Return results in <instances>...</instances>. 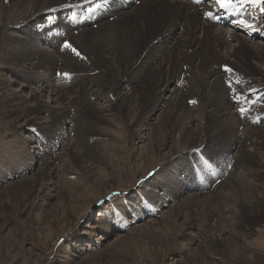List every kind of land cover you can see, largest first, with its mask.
<instances>
[{
  "label": "rangeland",
  "instance_id": "1",
  "mask_svg": "<svg viewBox=\"0 0 264 264\" xmlns=\"http://www.w3.org/2000/svg\"><path fill=\"white\" fill-rule=\"evenodd\" d=\"M19 1L34 3V0ZM43 1L36 0L35 3L42 6ZM207 1L204 0L208 10L213 13L217 11L218 5ZM143 5L139 6L140 10ZM50 16L52 14H44L41 21H46ZM65 18L47 25L55 26L53 36L60 33L61 39H65L71 44V49L76 48L78 52V47L69 39L77 32L71 27V18ZM117 19L112 22L114 28L130 20V11ZM203 21L210 24L208 30L213 35L220 32L229 35L238 27L235 25L233 30L220 28L213 26L209 20ZM45 26L33 28L40 32ZM144 26L145 33H148L152 23H144ZM12 28H3L2 31L19 39L18 29L15 31ZM63 29L64 33L60 32ZM97 29L94 28V31H102L101 27ZM67 31L75 33L69 34ZM79 31L76 35H79ZM240 35L247 40L249 48L257 45L264 53V40L260 36L249 38L242 32ZM64 44L58 48V55L68 50L67 54L76 57L70 48L63 47ZM12 45L17 48L18 44ZM26 48L29 51L41 48L47 53L52 52L49 45L43 46L35 41L27 44ZM215 59L210 52L209 58L202 60V70L215 68L221 63ZM78 62L77 66L74 65V71H78L79 66L86 67L85 59ZM222 64L226 65L227 62ZM246 64L240 61L234 68L256 77H259V72L264 74V64L256 59L249 58ZM248 65L256 67V70L252 71ZM31 67L26 64L27 73L23 78L19 66H7L0 61V83L8 84L13 92L17 91L14 94L21 95L19 97L28 106H33L35 92L41 94L40 104L53 109L58 105L52 104L55 100H52L51 91L58 89L71 96L73 91L70 88L76 85L77 80L72 82V77L71 80L65 77L60 72L62 69L56 67L54 74H48L44 70L33 72ZM39 78H42V82H39ZM231 84L237 88L233 82ZM259 85L250 86L256 94L264 91V83ZM11 90L8 95L12 93ZM134 91H140L138 84ZM252 99V96L246 95L244 102ZM90 100L95 108L106 105L100 98ZM141 101L149 105L148 98ZM253 106H256L255 102L244 112L249 121L260 116L261 107L249 111L248 108ZM261 111L264 113V109ZM102 112L104 120L112 115V112ZM48 115L44 112L32 123L30 116L17 120L0 114V264H264V201L257 206L254 204L258 193L264 196V147L262 151L254 153L247 144L246 156L237 164L234 158L237 146L204 142L200 146L188 147L190 145L180 141L178 132L171 129L163 133V139H153L149 134L141 145L136 139H128L131 120L124 119L123 125L119 124L121 127L108 125L109 130H114L116 135L120 133L122 139L109 136L102 139L105 143L113 141L117 147H121L118 158L106 159L103 152L95 151V156L90 154L83 159L78 157L71 160L66 157V152H62V147L72 142L73 137L68 133L72 124L64 121L61 128L51 127ZM87 115L92 121L99 118L95 111L87 112ZM259 119L264 120V117H259L257 123ZM173 121L174 116L169 117L166 125ZM132 131L138 133L136 128ZM224 133L221 136L226 137V131ZM95 134L88 136L96 138ZM153 144L154 149L158 148L157 152L149 151L153 157L144 156L137 160L138 152ZM98 147L101 145L98 144ZM45 161H54L51 166L54 170H48L50 177L47 174V180L38 174ZM170 167L176 171L160 181L155 179L158 171ZM172 168L169 171H173ZM256 171H261L259 177L253 176ZM162 180H167L168 189L158 186L157 183ZM225 181L245 190L238 189L229 198L222 199L214 188L219 189V185ZM210 193L213 200H220L210 209L188 208L177 217L171 214L169 219L166 218L174 204L196 194ZM190 218L195 221L194 227L187 229L185 223Z\"/></svg>",
  "mask_w": 264,
  "mask_h": 264
},
{
  "label": "bare ground",
  "instance_id": "2",
  "mask_svg": "<svg viewBox=\"0 0 264 264\" xmlns=\"http://www.w3.org/2000/svg\"><path fill=\"white\" fill-rule=\"evenodd\" d=\"M18 1H0V61H3L7 66L11 65L15 68L19 66L22 69L21 77L23 78L27 73L25 71L26 64L32 65L33 72L44 70L48 71V74L50 72L54 74V69L58 67L62 69L60 70L62 74L68 73L69 79L72 77V82L77 80V83L70 88L73 91L71 96L61 93L58 89L51 91L52 100H55L52 104L58 105L55 109L40 104L41 94L38 92L33 93L35 97L33 106H28L19 97L21 95L14 94L18 93L17 91L13 92L8 84L0 83V114L17 120L28 119L30 116L29 120L34 123L40 114L47 112L49 123L54 128L60 127L64 121H69L72 125L68 133L73 139L71 143L62 147V152L67 153L68 159L75 160L78 157L83 159L90 154L95 156L97 155L95 151L103 152L106 159L118 158L121 147H117L113 141L105 143L102 139L107 136L122 139L123 136L120 133L116 135L114 130H109L108 125L121 127L124 119L131 120L128 132L130 138L128 137V139H136L137 143L140 142L141 145L144 144L145 138L148 139L149 134L153 139L157 137L163 139V133L171 129V131L178 132L180 141L190 145L188 147L200 146L204 142L227 146L230 143L231 146H237L234 154L237 164H240L241 158L246 156L247 144L254 150V153L263 150L264 120L259 119V123L256 120L259 117H264V113L261 111L264 109V91H260L262 94H256L250 86H256L257 83L263 84L264 80L260 78L264 79V74L259 72V77L252 74L251 76L245 70H236L234 66L240 61L247 66L246 61L249 58L264 64L263 50L257 45L249 48L247 40L240 35V31L244 29L253 36L264 38V5L246 4L252 6L255 13L236 24L241 28H235V31L229 35L222 32L213 35L208 30L210 24L203 21V19L207 20L205 13L212 12L206 7L204 0H201L199 4L194 3L193 0H137L135 5L127 10H118L113 6L114 0H108V7L101 11L102 15L97 13L100 17L99 24L96 25L95 22V26H84L80 29L81 32L79 31L81 34L76 35L77 29L75 30L77 33L70 36L69 39L78 47V52L81 51L80 55L75 57L67 54L68 50H61L64 51L63 55L61 52L58 55L57 52L60 49L47 53L41 48L29 51L26 47L32 41L37 42V37H35L37 29L33 27L49 23L48 19L44 22L41 21L44 14H52L51 17L56 23L60 19H64L68 12L73 13V8L90 5L96 0H45L42 6L36 4V0L33 1L34 3L26 4V1L24 3L22 1L18 3ZM214 2L219 7L216 0ZM141 4L144 5L140 10ZM53 9L55 11H50ZM127 11H130V20L117 28L112 27L114 24L112 22ZM93 16L92 14L90 18ZM144 23H152L148 33H145ZM66 25L68 26V23ZM50 27L52 28V26ZM100 27L102 28L100 33L94 31V28ZM3 28H12L15 31L18 29L20 38L18 39L10 33L7 34L2 31ZM66 36L64 37L66 38ZM61 40L60 46L65 42V39ZM13 43L18 44L17 48L12 45ZM63 47L61 48L63 49ZM70 52L72 53V49ZM210 52L221 63L215 68L208 67L206 70H202V60L209 58ZM81 59L86 60V67L78 65L79 70L74 71V65ZM198 60H200L199 63ZM230 60L233 61L229 62ZM222 62H227V64L224 65ZM222 66L232 69V73L225 71ZM249 67L252 71L256 70V67ZM35 80L38 82L37 78ZM229 81L233 82L237 88L233 86L230 88ZM39 82H42V78H39ZM137 84L140 86L139 92L134 91ZM40 89H46V87H40ZM10 90L12 93L8 95ZM233 93L239 96V103L234 100ZM246 95L252 96L253 99L245 103ZM255 95L261 96V98H257ZM93 98H100L107 106L100 105L95 108L90 100ZM142 98H148V106H146L147 103H142ZM191 101H195V103H191ZM254 102L256 106L253 111L261 107L260 116L249 121L246 114L241 115L240 108L246 109ZM122 108H124V115L121 113ZM94 111L99 118L96 121L89 120L86 113ZM102 111L112 112V115L104 120L105 116L101 117ZM171 116H174V121L167 126V119ZM134 128H136L137 134L133 133L132 129ZM91 131L96 133V138L89 137L94 135ZM225 131L226 137L221 136ZM97 136L101 138H97ZM98 144L101 147H98ZM154 147L153 144L149 148L147 146L142 148L141 152L137 154V160L144 156L153 157L149 151L157 152L158 148L154 149ZM53 164L54 161L46 162L40 166L38 174L43 180L48 179V170L53 169V167L51 168ZM171 168L167 170L163 168L158 171L155 179L160 181L167 174L176 171L175 168H172L173 171H169ZM260 172H254L253 176L255 174V177H259L258 173ZM157 184L165 189L169 187L167 180H162ZM221 185H219L220 190L215 187L214 191L218 190L217 195L219 194L222 199L229 198L238 189L239 191L245 190L244 188V190L239 187L235 188L228 181ZM211 196V193L208 195L196 194L193 197L185 198L182 202H176L177 204L172 206L166 218L169 219L171 214L177 217L182 210L188 208L210 209L212 205H216L220 201H217L215 197L213 200ZM263 201L264 196L258 193L254 204L257 206ZM194 222L190 218L185 223L186 228H193Z\"/></svg>",
  "mask_w": 264,
  "mask_h": 264
},
{
  "label": "snow or ice",
  "instance_id": "3",
  "mask_svg": "<svg viewBox=\"0 0 264 264\" xmlns=\"http://www.w3.org/2000/svg\"><path fill=\"white\" fill-rule=\"evenodd\" d=\"M194 3L199 4L201 2V0H193ZM108 3V0H100L99 3H96L95 8H89L88 11L91 14L93 11L98 10L101 7H104L106 4ZM216 3L219 4V7L221 9L224 10H239V4H251L252 6H257V5H264V0H216ZM50 11H55L50 10ZM205 16H207L209 19H215L216 17L214 16L213 12H206ZM72 19H75V16L73 15ZM49 23L54 22V18L53 17H49L48 18ZM248 27H251V25H248ZM64 48H71V45L67 42H65L64 44ZM72 51L79 56V52L76 51V49L72 48ZM225 71L231 73L232 69L228 68L227 66H225ZM65 77H67L69 74L68 73H64L63 74ZM229 87L231 88L232 84L231 81L228 82ZM233 98L234 100H236L237 103H239V96H237L235 93H233ZM191 103H195V101H191ZM245 112V109L240 108V113L241 115H243Z\"/></svg>",
  "mask_w": 264,
  "mask_h": 264
}]
</instances>
